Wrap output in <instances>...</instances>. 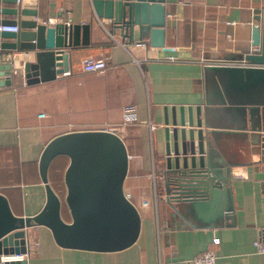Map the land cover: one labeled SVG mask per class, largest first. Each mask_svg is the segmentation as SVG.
Masks as SVG:
<instances>
[{
    "label": "crops",
    "instance_id": "1",
    "mask_svg": "<svg viewBox=\"0 0 264 264\" xmlns=\"http://www.w3.org/2000/svg\"><path fill=\"white\" fill-rule=\"evenodd\" d=\"M21 5L34 8L38 21L90 26L87 43L71 51L66 74L30 84L11 75L9 84L0 86V193L13 213L35 212L45 198L37 160L46 141L69 130L113 129L128 155L122 188L140 216L134 241L114 250L61 246L47 226H26L27 264H188L190 256L208 246L215 252V264H264V251L251 244L264 225V160L257 154L241 148L232 152L234 144H225L224 153L230 151L237 164L231 170V208L215 225H190L170 216L159 207L158 191L164 158L162 105L169 115L171 105L176 109L202 102V66L237 61L252 49L250 26L258 22L255 15L264 0H167L162 46L109 37L88 0H21ZM21 54L0 53V63L13 55L17 66ZM84 56L104 57V68L82 70ZM126 105L133 106L135 118L122 124ZM239 168L246 169L245 177ZM59 201L60 215L68 220L63 196ZM212 235L217 242L210 241Z\"/></svg>",
    "mask_w": 264,
    "mask_h": 264
},
{
    "label": "water",
    "instance_id": "2",
    "mask_svg": "<svg viewBox=\"0 0 264 264\" xmlns=\"http://www.w3.org/2000/svg\"><path fill=\"white\" fill-rule=\"evenodd\" d=\"M166 1L88 0L94 16L107 20L109 32L122 43L146 39L152 46H162ZM35 13L21 0H0V23L17 26L0 30V53H23L17 66L13 55L0 63V86L9 84L11 75L26 84L52 79L67 68L71 51L87 43L89 22L45 23ZM255 18L252 49L237 57L249 64L205 63L202 102L171 105L169 115L166 105L161 107L159 207L190 225H215L231 208V170L237 162L231 161L230 151L224 153L225 144H234L232 152L241 148L264 160V67L257 65L264 63V7ZM58 154L67 156L62 180L68 220L61 217L58 195L46 181L48 164ZM127 159L113 129H76L50 137L37 160L45 192L41 207L15 214L0 193V264H27L19 253L28 252L25 227L32 224L47 226L61 246L114 250L133 242L140 216L123 194Z\"/></svg>",
    "mask_w": 264,
    "mask_h": 264
},
{
    "label": "built area",
    "instance_id": "3",
    "mask_svg": "<svg viewBox=\"0 0 264 264\" xmlns=\"http://www.w3.org/2000/svg\"><path fill=\"white\" fill-rule=\"evenodd\" d=\"M95 21L97 24L101 27V29L111 38L112 34L109 32L107 28V20L103 18H99L97 16H94ZM48 21L50 18L47 19ZM17 28L16 24H6V23H0V30H9V31H15ZM114 39V38H113ZM250 50V49H248ZM1 55H0V60H1ZM167 59H170L171 57H166ZM215 63H227V64H249L244 60H239V61H217ZM261 67H264V63H259L257 64ZM79 66L82 70L85 71H101L104 66H105V61L104 57L98 56V57H93V56H84L81 58ZM68 71L63 70L60 72V74H66ZM135 114L133 111V106L132 105H126L123 108L122 111V116H121V123L126 124L128 122H131L134 120ZM128 158V155H127ZM234 171V170H233ZM233 174H237V171L235 170ZM239 174L240 176H246V169L245 168H239ZM238 175V174H237ZM124 197L129 198V193L127 191H123ZM156 200H157V195L153 193L152 197V207L155 209L156 207ZM142 204H147V201L145 199L141 200ZM212 243H215L218 241V236L212 235L211 240ZM251 244L254 248L255 251H264V225L261 227L259 234L251 239ZM20 255H25L27 252H21L19 253ZM215 252L211 246H208L201 250L200 252L190 256L188 258V264H215Z\"/></svg>",
    "mask_w": 264,
    "mask_h": 264
},
{
    "label": "trees",
    "instance_id": "4",
    "mask_svg": "<svg viewBox=\"0 0 264 264\" xmlns=\"http://www.w3.org/2000/svg\"><path fill=\"white\" fill-rule=\"evenodd\" d=\"M67 157L63 154L55 155L47 167L48 184L54 192L61 198L64 194V184L62 180L63 168Z\"/></svg>",
    "mask_w": 264,
    "mask_h": 264
}]
</instances>
